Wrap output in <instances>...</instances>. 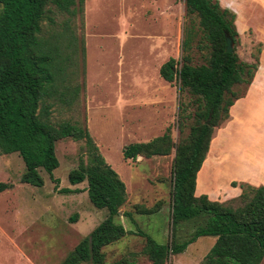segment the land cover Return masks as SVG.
<instances>
[{"label":"rangeland","instance_id":"374dc122","mask_svg":"<svg viewBox=\"0 0 264 264\" xmlns=\"http://www.w3.org/2000/svg\"><path fill=\"white\" fill-rule=\"evenodd\" d=\"M247 7L237 6V14L255 24L259 32L257 26L264 25L263 18L255 17L259 7L254 14ZM52 13L55 24L48 29H56L65 17L54 9ZM187 20L183 0H83L81 17L77 15L70 21L75 36L81 37L84 44L83 71L79 56L71 68L73 82L81 86L70 106L56 104L50 109L49 120L79 121L84 125L105 162L124 183L126 199L116 220L128 233L102 248V264L121 258L151 264L140 252L144 237L139 231L157 243L169 241L172 150L167 155L130 160L123 159L121 149L159 136L167 126L173 141L186 135L191 118L182 119L179 132L177 117L178 113L183 117L192 113L190 97L184 91L178 92L176 80L165 82L158 68L169 57L178 61L177 67L180 65L182 28ZM193 22L196 25L195 16ZM259 45L245 32L244 36L236 34L232 47L240 61L255 63ZM189 55L191 64H200L207 54L192 47ZM258 83L257 92L253 91L244 107L236 110L230 125L227 127L224 120L211 134L204 163L210 160L221 167L216 178L210 177L220 198L231 195L240 183L250 185L243 179L253 183L251 186L264 184V79ZM246 89L243 85L234 87L243 95ZM142 134L150 138L136 137ZM82 144L69 138L55 142V182L39 169L41 186L19 181L24 165L16 153L0 155V182L9 185L0 192V264H60L76 243L104 219L106 210L89 202L85 181L71 185L67 180V172L78 163ZM60 188L77 191L62 193ZM237 196L218 200L236 206ZM133 206L154 207L156 211L138 213ZM122 212H129L131 217ZM191 230L190 224L185 225L179 238L184 239ZM213 240L212 236H200L182 252L170 255L164 264H199ZM259 264H264V256Z\"/></svg>","mask_w":264,"mask_h":264},{"label":"trees","instance_id":"16d2710c","mask_svg":"<svg viewBox=\"0 0 264 264\" xmlns=\"http://www.w3.org/2000/svg\"><path fill=\"white\" fill-rule=\"evenodd\" d=\"M183 4L188 20L182 28L180 65L177 67L178 61L169 57L159 66L158 74L166 82L176 80L178 92L189 95L192 113L184 117L178 113L177 117L179 132L182 119L191 118L188 131L173 141L167 126L161 135L121 149L123 159L130 160L173 152L170 238L157 243L139 231L144 237L140 252L151 264H164L196 238L212 236L213 243L199 264H259L264 256V184L240 183L236 206L210 200L204 194L194 195L195 175L205 158L213 128L227 119L229 106L243 95L234 87L243 85L246 89L250 83L259 48L255 63L240 61L234 47L231 52L224 51L225 35L232 45L235 43L234 15L221 8L217 0H183ZM82 5L83 0H0V155L16 153L24 165L19 181L41 186L39 169L55 182V142L63 138L81 140V155L76 167L67 172V180L71 185L85 181L89 202L106 210L104 219L76 243L60 264H102V248L128 233L116 220L126 199L124 183L105 162L87 128L79 121L49 120L50 109L56 104L70 106L81 86L73 82L71 68L79 56L83 71L84 44L81 37L75 36L70 21L77 15L81 17ZM52 8L65 15L56 29H48L55 24ZM192 47L207 54L203 63L191 64ZM7 187L0 182V192ZM133 207L138 213L156 211L154 207ZM122 215L131 217L129 212ZM187 224L192 230L180 239ZM108 264L135 262L121 258Z\"/></svg>","mask_w":264,"mask_h":264},{"label":"crops","instance_id":"0c3cea01","mask_svg":"<svg viewBox=\"0 0 264 264\" xmlns=\"http://www.w3.org/2000/svg\"><path fill=\"white\" fill-rule=\"evenodd\" d=\"M217 2L221 8H224L230 12H233V14H234L233 24H234L235 30L239 36L240 35L244 36L245 32H249L251 34V39L259 42V44H260L259 45V47H260L259 53L257 55V58H258L257 68L254 72L252 80H251L250 84L248 85L245 94L242 97L235 99L233 101L232 105H230L228 108V117H227L226 122H225V125L228 127L234 119V115L236 113V110L238 108L242 109V107H244L246 100L249 98V96L251 95V93L253 91L256 90V92H257L256 88H258L259 79L260 78L264 79V36H262V34L264 35V25H263V27L257 26L260 33L257 32L255 29V24L250 23L245 17H242L241 15H239V13L237 14V6H239V7L240 6H248L246 8V10H248V9L252 10L253 9V14H254V10H256L259 7V13L260 14L258 13L255 17H257V18L260 17V19L261 18L264 19V0H217ZM254 6H256V7H254ZM258 22H260V21L258 20ZM261 28H263V29H261ZM221 130H222V128H221ZM136 137H138V138H150L149 135L146 136L143 134L142 135H136ZM210 142H211V139L209 141L208 149L210 147ZM208 149H207L206 154H208ZM216 153H218V152H216ZM216 153L214 152L213 154H216ZM216 156H217V154H216ZM205 158H206V155H205ZM204 161L205 160L202 161L201 166L199 167V169L195 175L194 195L198 196V195L204 194L210 200H214L215 198L218 200L219 196H217L214 185H211L212 182L210 180V177L212 178L213 176H215V178H216V171L219 174L221 167L213 165L214 163H212V161H210V160L207 162V164L204 163ZM243 181H246L247 183H250V185H253V183H251L249 180L243 179ZM256 183H254V184H256ZM233 189H234V191L231 195L223 196L222 198L219 197V199L222 200L224 198L236 197L240 193V189L238 186H235ZM218 201H220V200H218Z\"/></svg>","mask_w":264,"mask_h":264},{"label":"water","instance_id":"95a60500","mask_svg":"<svg viewBox=\"0 0 264 264\" xmlns=\"http://www.w3.org/2000/svg\"><path fill=\"white\" fill-rule=\"evenodd\" d=\"M224 42H225L224 51L225 52H231L232 51V42H231V39L229 38V36H227V35L224 36Z\"/></svg>","mask_w":264,"mask_h":264}]
</instances>
